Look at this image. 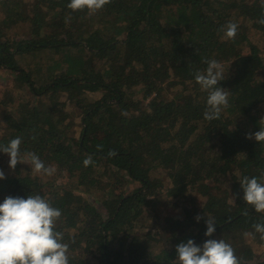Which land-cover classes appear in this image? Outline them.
<instances>
[{"label": "trees", "instance_id": "16d2710c", "mask_svg": "<svg viewBox=\"0 0 264 264\" xmlns=\"http://www.w3.org/2000/svg\"><path fill=\"white\" fill-rule=\"evenodd\" d=\"M69 3L0 0L1 26L17 29L6 40L0 30V69L15 73L0 92V144L19 136L21 153L54 169H10L0 153V203L39 194L59 208L69 264H173L179 243L209 239L207 217L211 239L231 244L242 264H264L253 263L251 243H264L252 227L264 213L240 186L264 174V143L246 139L264 127V0H110L95 13ZM229 21L234 39L220 31ZM36 54L20 68L16 57ZM206 58L222 63L218 86L230 92L213 121L194 79ZM131 182L140 187L127 191Z\"/></svg>", "mask_w": 264, "mask_h": 264}, {"label": "clouds", "instance_id": "9594fccd", "mask_svg": "<svg viewBox=\"0 0 264 264\" xmlns=\"http://www.w3.org/2000/svg\"><path fill=\"white\" fill-rule=\"evenodd\" d=\"M110 3V0H70L67 5L72 11L87 9L95 13ZM264 7V5H262ZM264 25V14L258 21ZM222 38L234 39L238 33V24L229 21L220 29ZM206 68L194 73L195 82L207 92L206 108L203 117L207 121L220 118L222 109L229 106L230 92L219 87L224 80V68L216 59H204ZM264 121V118L261 119ZM246 139L264 143V127L255 133H249ZM22 138L17 136L6 145L0 144V153L9 157V168L15 169L18 163L30 162L36 173L52 175L54 169L46 166L34 152L21 153ZM114 155V153H113ZM92 158L84 160L87 166ZM5 173L0 170V180ZM243 201L257 213H264V174L257 177H243L240 184ZM62 212L39 194H30L26 198L8 196L0 203V264H69V244L64 242L63 232L56 229ZM196 221L202 217L197 215ZM205 236L209 237L202 245L188 239L176 246V259L173 264H242L235 255L231 244L223 239H211L216 231L214 219L205 220ZM255 232L264 239V219L252 225Z\"/></svg>", "mask_w": 264, "mask_h": 264}, {"label": "rangeland", "instance_id": "374dc122", "mask_svg": "<svg viewBox=\"0 0 264 264\" xmlns=\"http://www.w3.org/2000/svg\"><path fill=\"white\" fill-rule=\"evenodd\" d=\"M0 30L6 36L5 37V40L6 39H11L15 35V32H17V29L16 28H12L10 30H5V29H3V27L1 26V24H0ZM13 48H14V46L11 47V49H13ZM61 51L62 50H60V49L55 50V52H54L55 53V56L57 57L58 55H60ZM49 54H51V53L45 54L44 56H47ZM40 56H41V54H38V55L36 54V57L35 58H32V59L29 56H27L28 57L27 60L25 58L26 56H23V57L22 56H20V57L18 56V57H16V59H17L18 65H20V68L21 69H24V67H27V64L28 63L31 66H33L32 63L39 62L38 60L40 59ZM14 76H15V73L9 72L7 70L0 69V92L3 90V87L6 88V85L8 84V81H10L11 79H13ZM37 76H36L35 79L36 80H39L40 85L41 84L44 85V84H46L48 82V79H47V76L46 75H44V76L43 75H37ZM40 76H42V78ZM39 88H40L39 84H36L34 89H39ZM84 94H85L86 99L89 100V101L98 99L101 96V93L100 92H85ZM28 96H30L29 92H28ZM62 97H63V100L64 101H66V102L68 101L67 100L68 98H67L66 93H64ZM31 100H33L34 101V104H35L36 99L35 98L34 99L31 98ZM67 110L73 114V118H74L75 122L77 124H79V122H80V116H78V114H76V112L74 113V108L71 105L68 104L67 105ZM79 132H80V128L78 127L77 130L75 131V136L76 137L79 136ZM127 187L125 188L127 191L128 190H133L134 188L140 187V184H138L137 182H131L130 184L129 183L127 184ZM163 212H164V214H167V211L166 210H163ZM221 236H225V234L222 233ZM256 240L257 239H255L254 241L251 240V243L253 245V250H254V253L256 255V258L253 260V263H257L258 261H260L262 259V257H264V248H263L264 246L261 247L262 245H264V243L263 244L262 243H259Z\"/></svg>", "mask_w": 264, "mask_h": 264}]
</instances>
